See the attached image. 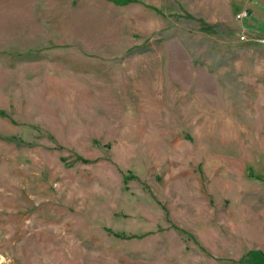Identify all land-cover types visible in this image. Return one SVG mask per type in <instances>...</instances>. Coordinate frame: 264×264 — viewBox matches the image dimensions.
<instances>
[{
    "label": "rangeland",
    "instance_id": "obj_1",
    "mask_svg": "<svg viewBox=\"0 0 264 264\" xmlns=\"http://www.w3.org/2000/svg\"><path fill=\"white\" fill-rule=\"evenodd\" d=\"M259 2L0 0V264L264 251Z\"/></svg>",
    "mask_w": 264,
    "mask_h": 264
},
{
    "label": "crops",
    "instance_id": "obj_2",
    "mask_svg": "<svg viewBox=\"0 0 264 264\" xmlns=\"http://www.w3.org/2000/svg\"><path fill=\"white\" fill-rule=\"evenodd\" d=\"M259 5H255V15H254V22L255 26L258 30H263L264 26V12H263V7H262V0H259ZM258 5V6H257ZM250 49L254 50L252 53V57L257 60H264V45H256L255 47H250ZM257 68L256 73L261 74V66L259 67L255 65ZM251 260L247 264H264V251L263 252H258L255 253L253 252L251 254Z\"/></svg>",
    "mask_w": 264,
    "mask_h": 264
},
{
    "label": "built area",
    "instance_id": "obj_3",
    "mask_svg": "<svg viewBox=\"0 0 264 264\" xmlns=\"http://www.w3.org/2000/svg\"><path fill=\"white\" fill-rule=\"evenodd\" d=\"M248 15H249V12L246 10L241 15H239L238 18L245 19L246 17H248ZM242 40H245V38L242 37ZM261 43L264 44V39L261 40Z\"/></svg>",
    "mask_w": 264,
    "mask_h": 264
}]
</instances>
